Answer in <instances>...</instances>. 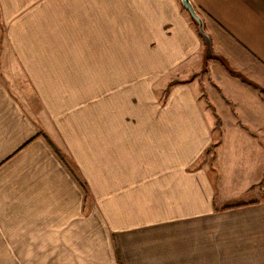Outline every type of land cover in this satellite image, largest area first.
Segmentation results:
<instances>
[{
  "label": "crops",
  "instance_id": "obj_1",
  "mask_svg": "<svg viewBox=\"0 0 264 264\" xmlns=\"http://www.w3.org/2000/svg\"><path fill=\"white\" fill-rule=\"evenodd\" d=\"M191 2L0 15V264H264V0Z\"/></svg>",
  "mask_w": 264,
  "mask_h": 264
},
{
  "label": "rangeland",
  "instance_id": "obj_2",
  "mask_svg": "<svg viewBox=\"0 0 264 264\" xmlns=\"http://www.w3.org/2000/svg\"><path fill=\"white\" fill-rule=\"evenodd\" d=\"M7 1L4 2L5 4L8 5V0H2ZM0 0V15H3V17H5V15L8 16V20L10 13L15 14L17 13V15L19 17L21 16H29V17H35L36 13L40 12L41 10V5L42 3H44L46 0H9V2L14 6V3H18L19 1H26L29 2L27 6L22 7H5L3 6V2ZM183 6V5H182ZM184 7V6H183ZM185 8V7H184ZM192 17V16H191ZM30 19V18H29ZM194 20V19H193ZM5 21V20H4ZM195 21V20H194ZM6 23V21H5ZM196 23V21H195ZM197 28H198V24L196 23ZM2 35H3V42H5L4 40V34H5V25L2 24ZM3 47H7L6 45H3ZM185 70L181 71L180 69L178 71H175L171 76H169V80H170V84L173 85V82L178 81V80H182V79H194L197 78L199 80H202L204 77L206 78V73L200 70H194V71H190L185 73ZM204 78V79H205ZM14 84H15V88L17 93L19 94V98L21 99V101H23V103L31 110H33L36 114H39L40 112V104L37 101L36 97L34 96V94L31 92V89L28 87L27 82L25 81V78L23 76V74L21 73H17L14 80H13ZM167 88H163L162 89V97L167 96L168 91L170 89V85ZM52 121V119H51ZM50 121V130L52 129ZM206 160H211L210 158L206 157Z\"/></svg>",
  "mask_w": 264,
  "mask_h": 264
},
{
  "label": "water",
  "instance_id": "obj_3",
  "mask_svg": "<svg viewBox=\"0 0 264 264\" xmlns=\"http://www.w3.org/2000/svg\"><path fill=\"white\" fill-rule=\"evenodd\" d=\"M180 1H181V4L185 7V9L190 13L192 18L198 24L199 33L205 39V42L207 45V50L210 53V51H211V39H210V36L207 33L206 29H205V23H204L203 17L195 9L191 0H180Z\"/></svg>",
  "mask_w": 264,
  "mask_h": 264
}]
</instances>
